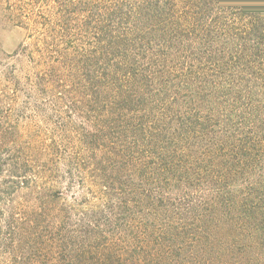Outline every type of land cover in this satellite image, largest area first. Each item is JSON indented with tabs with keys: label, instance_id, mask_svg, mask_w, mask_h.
<instances>
[{
	"label": "trees",
	"instance_id": "16d2710c",
	"mask_svg": "<svg viewBox=\"0 0 264 264\" xmlns=\"http://www.w3.org/2000/svg\"><path fill=\"white\" fill-rule=\"evenodd\" d=\"M31 1L0 0L17 23L51 2L15 53L26 83L80 108L45 149L48 245L41 214L0 217L32 242L20 264H264V0ZM225 97L234 131L256 129L244 144ZM15 154L7 177L28 189L35 151Z\"/></svg>",
	"mask_w": 264,
	"mask_h": 264
},
{
	"label": "rangeland",
	"instance_id": "374dc122",
	"mask_svg": "<svg viewBox=\"0 0 264 264\" xmlns=\"http://www.w3.org/2000/svg\"><path fill=\"white\" fill-rule=\"evenodd\" d=\"M46 4L50 5L51 2ZM46 4L40 1L33 4L39 11L32 13L29 16L30 19H23L19 23L7 19L0 21V217L41 214L42 218H39L33 228L38 230V234L43 237L44 244L48 243L50 229L48 227L50 225L48 217L50 202L45 200V191L50 189L53 184V173L48 171L51 166V158L46 157L45 149H48L51 136L57 133L55 124L64 123L68 114L77 116L78 113H74V111L76 107L80 108V105L52 104L47 96L32 92L30 84L26 83L27 75L30 73L28 63L26 66L21 65L20 59L15 56V53L20 52L22 44L27 46L28 44H37L44 31L42 29L45 27L43 20L47 19L45 10L48 5ZM25 6L31 9L30 5ZM35 14H39L38 17ZM35 17L36 19H33ZM35 21L42 22L43 27ZM227 98H224L222 106L226 108L224 130L226 134H229L230 130L235 132L233 127L235 121L228 114L232 102L227 101ZM254 100L255 103L252 105L254 108L257 106L259 111L261 108L260 103H257L259 99L254 97ZM70 110H73L72 113ZM258 113L260 114V112ZM262 117L264 118V114ZM252 128H254L252 123L250 125L249 123L243 124L235 132L236 140L241 138L242 144L247 142L249 138H252L251 134L256 131L255 128ZM27 135H30V139L22 138ZM233 145L230 138L227 137L224 152ZM21 147H30L33 152L35 151V158L29 163L34 167V172H37V175L35 178L32 177L33 182L31 180V187L28 189H17L14 184L10 183L13 178L7 177L9 174L7 171L15 162V153ZM252 163L254 164L251 167L257 168V172H262L261 163L258 161L252 162L249 159L241 161L243 167ZM242 179L239 178V180ZM26 219L33 220V217ZM11 231L3 228L0 231V264H20L21 261L33 260V257L21 256V251L32 244L28 234L24 235L25 243L17 247V241H13L17 235H9Z\"/></svg>",
	"mask_w": 264,
	"mask_h": 264
}]
</instances>
